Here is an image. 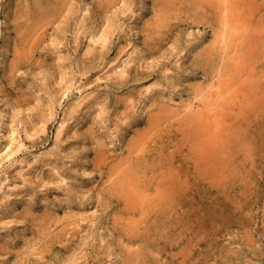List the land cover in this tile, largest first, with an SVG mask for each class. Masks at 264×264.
<instances>
[{
  "label": "rangeland",
  "instance_id": "rangeland-1",
  "mask_svg": "<svg viewBox=\"0 0 264 264\" xmlns=\"http://www.w3.org/2000/svg\"><path fill=\"white\" fill-rule=\"evenodd\" d=\"M117 1L0 0V264H264V0Z\"/></svg>",
  "mask_w": 264,
  "mask_h": 264
},
{
  "label": "bare ground",
  "instance_id": "bare-ground-1",
  "mask_svg": "<svg viewBox=\"0 0 264 264\" xmlns=\"http://www.w3.org/2000/svg\"><path fill=\"white\" fill-rule=\"evenodd\" d=\"M111 1V3H112V0H110ZM117 1V0H116ZM187 1V0H186ZM218 1V0H217ZM242 1V0H241ZM118 2V1H117ZM158 2V1H157ZM188 2V1H187ZM201 2L202 3H205V2H208V3H210V4H212L213 3V6H214V1L213 0H201ZM223 2V1H222ZM240 2V1H239ZM28 3V2H27ZM69 3V0H35V2L33 3V4H31V6L30 7H28V8H26L27 10L26 11H22L21 13H20V15L22 16V17H29V18H32V23L30 24V23H28V24H30L29 25V31H28V29H26L25 31H24V34H22V42L20 43V45H21V48L20 49H22V51L20 52V49L19 48H16V50H15V52H16V54H18V56H17V58H16V62H17V66H19V64L20 63H22L23 61H26L25 59H27L28 58V55H26V50H28V48H29V50H30V52L31 53H33V52H35L38 48H39V43H40V40L42 39V36L44 35L43 34V32H40V30L41 29H43V28H45L46 26H47V24H48V20H50V18H52V17H58L57 16V14L58 13H61L62 12V10H64V8H66V6L65 7H63L64 5H66V4H68ZM105 3V2H104ZM116 3V2H115ZM230 3V2H229ZM229 3H227L226 2V4H229ZM235 3V2H234ZM233 3V4H234ZM255 3L256 2H254V5H255ZM102 4V3H101ZM106 4V3H105ZM114 4V3H113ZM163 4V3H162ZM218 4V3H217ZM226 4H225V6H226ZM232 4V5H233ZM238 4V3H237ZM181 5H183L182 4V2H181ZM235 5V4H234ZM111 6V5H110ZM185 6V5H184ZM218 6V5H217ZM220 6H222V5H220ZM242 6V5H241ZM240 6V7H241ZM100 7V6H99ZM230 7V6H229ZM233 7V6H232ZM251 7V6H250ZM250 7H248V8H250ZM17 8V7H16ZM158 8V7H157ZM160 8V7H159ZM217 8V7H216ZM219 8V7H218ZM222 8V7H221ZM245 8V7H244ZM229 9V8H228ZM243 9V8H242ZM214 10V9H213ZM227 10V9H226ZM231 10V9H230ZM229 10V11H230ZM238 10V9H237ZM69 11V10H68ZM165 11V10H164ZM169 11H171V10H169ZM216 11H217V9H216ZM216 11H214V12H216ZM220 11V10H219ZM234 11V10H233ZM108 12V11H107ZM175 12V11H174ZM195 12V11H194ZM223 12V11H222ZM226 12V11H225ZM228 12V11H227ZM238 12H239V10H238ZM247 12V11H246ZM170 13V12H169ZM168 11L167 12H164V16H167L168 14ZM183 13V12H182ZM234 13H235V11H234ZM240 13V12H239ZM68 14V13H67ZM161 14V13H160ZM160 14H159V16H160ZM172 14V13H171ZM216 14H217V12H216ZM157 15V14H156ZM237 15V14H236ZM64 16V15H63ZM164 16H163V18H164ZM202 16V15H201ZM212 16V15H211ZM225 16H226V14H225ZM224 16V17H225ZM227 16H229V13H228V15ZM230 16L232 17V16H234L233 14L231 15L230 14ZM73 17V16H72ZM216 17V16H215ZM235 17V16H234ZM241 17H243V16H241ZM159 18V17H158ZM201 18V17H200ZM240 18V17H239ZM244 18H245V16H244ZM22 19V18H21ZM28 19V18H27ZM57 19V18H56ZM195 19V18H194ZM225 19H227V18H225ZM232 19H233V17H232ZM60 20V19H59ZM229 21H230V19H228ZM28 21V20H27ZM160 21V20H159ZM170 21V20H169ZM233 21V20H232ZM231 21V22H232ZM235 21V20H234ZM245 21V20H244ZM30 22V21H29ZM85 22V21H84ZM162 22V21H161ZM167 22V21H166ZM205 22V21H204ZM218 22V21H217ZM230 22V23H231ZM239 22V21H238ZM247 22V21H246ZM198 23V22H197ZM200 23V22H199ZM61 24V23H60ZM67 25V24H66ZM82 25V24H81ZM86 25V24H85ZM209 25V24H208ZM243 25V24H242ZM167 27V26H166ZM165 27V28H166ZM238 27V26H237ZM241 27V26H240ZM47 28V27H46ZM68 28V27H67ZM86 28V27H85ZM63 29V28H62ZM64 30H65V28H64ZM114 32V31H113ZM48 33V32H47ZM96 33V32H95ZM83 34V33H82ZM91 34V33H90ZM159 34V33H158ZM226 35H227V33H226ZM225 36V35H224ZM228 36V35H227ZM63 37V36H62ZM97 37V36H96ZM159 37V36H158ZM47 38V37H46ZM64 38V37H63ZM79 38H80V36H79ZM226 38V37H225ZM78 39V38H77ZM96 39H99V37L98 38H96ZM107 39V38H106ZM44 40V39H43ZM223 40V39H222ZM226 40V39H225ZM99 42V41H98ZM102 42V41H101ZM250 42H251V40H250ZM58 43V42H57ZM63 43V42H62ZM105 43V42H104ZM60 45V44H59ZM100 45H102V44H100ZM106 45V44H105ZM216 45V44H215ZM223 45H225V44H223ZM230 45V44H229ZM41 47V46H40ZM106 47V46H105ZM108 47V46H107ZM106 47V48H107ZM157 47V46H156ZM96 48V47H95ZM95 48H93L94 50L93 51H96L95 50ZM103 48V47H102ZM223 48V47H222ZM218 49V48H217ZM220 49H218V51H219ZM92 50H90V54L92 53L91 52ZM217 51V50H216ZM217 51V52H218ZM53 53H54V51H53ZM53 53H51V54H53ZM207 53V52H206ZM87 54H89V52L87 53ZM89 54V55H90ZM94 54H96L95 52H94ZM252 54H254V53H252ZM209 55H211V54H209ZM221 55V54H220ZM223 55V54H222ZM32 56V55H31ZM31 56H29V57H31ZM56 57V56H55ZM33 58V57H32ZM209 58V57H208ZM56 59V58H55ZM211 59H212V56H211ZM23 60V61H22ZM36 60V59H35ZM61 61V60H60ZM57 62H58V60H57ZM54 63V62H53ZM62 63V62H61ZM13 64V63H12ZM25 64V63H24ZM57 64V63H56ZM205 64H206V62H205ZM37 65V64H36ZM12 67V66H11ZM208 67V66H207ZM19 68V67H18ZM17 68V69H18ZM37 68V67H36ZM61 70V69H60ZM239 70V69H238ZM19 71H20V69H19ZM219 71V70H218ZM62 72V71H61ZM243 73V72H242ZM63 74V73H62ZM214 74H216V73H214ZM241 74V73H240ZM64 75V74H63ZM243 75V74H242ZM246 76V75H245ZM64 77V76H63ZM65 77H66V74H65ZM63 79H65V78H63ZM63 81V80H62ZM65 82V81H64ZM61 83H63V82H61ZM246 83L247 82H245V85H246ZM62 85H64V83L62 84ZM253 86H254V84H252ZM66 86V85H65ZM64 86V87H65ZM242 86V85H241ZM244 86V85H243ZM228 87H230V86H228ZM241 88V87H240ZM67 89V88H66ZM199 89V88H198ZM229 89V88H228ZM245 89H248V88H245ZM253 89V88H252ZM65 91V90H64ZM152 91V90H151ZM197 91V90H196ZM201 91H203V90H201ZM66 92V91H65ZM64 92V93H65ZM242 92H243V90H242ZM228 94V93H227ZM245 94V93H244ZM220 95H221V93H220ZM219 95V96H220ZM225 95V94H224ZM224 95H222V96H224ZM264 95V94H263ZM199 96V95H198ZM211 97V96H210ZM232 97V96H231ZM195 98V97H194ZM207 100V99H206ZM227 100V99H226ZM204 101V100H203ZM208 101V100H207ZM206 101V103H208ZM214 101V100H213ZM230 102H232L231 100H230ZM247 102V101H246ZM163 103V102H162ZM253 104V103H252ZM206 105V104H205ZM232 105V104H231ZM231 105H230V107H231ZM203 106V105H202ZM228 106V105H227ZM169 107V106H168ZM209 107H212V106H209ZM241 107H243V106H241ZM205 108H206V106H205ZM207 108H208V104H207ZM75 109V108H74ZM77 109V108H76ZM75 109V110H76ZM161 109H163L162 107H161ZM209 109V108H208ZM208 109H206V110H208ZM225 109V108H224ZM230 110V109H229ZM73 111V110H72ZM90 111H91V109H90ZM89 111V112H90ZM211 111L213 112V110H212V108H211ZM211 111H209L208 110V112H210L211 113ZM231 111V110H230ZM92 112H94V111H92ZM223 112V111H222ZM242 112V111H241ZM245 112V111H244ZM73 113V112H72ZM91 113V112H90ZM198 113H200V112H198ZM214 113V112H213ZM224 113V112H223ZM226 113V112H225ZM208 114V113H207ZM230 114V113H229ZM160 115V114H159ZM197 115V114H196ZM203 115V114H202ZM210 115V114H209ZM213 115H215V114H213ZM223 115V114H222ZM161 116V115H160ZM195 116V115H194ZM204 116V115H203ZM208 116V115H207ZM231 116V115H230ZM184 117V116H183ZM211 117V116H210ZM222 117H224V115L222 116ZM233 117V116H232ZM186 118V117H185ZM188 118H190V117H188ZM205 118H206V115H205ZM212 118V117H211ZM165 119V118H164ZM184 119V118H183ZM183 119L181 120V121H183ZM196 119V118H195ZM199 119V118H198ZM223 119V118H222ZM225 119V118H224ZM191 120V119H190ZM232 120V119H231ZM208 121V120H207ZM210 121V120H209ZM129 123V122H128ZM148 123V122H147ZM187 124H188V122H186ZM194 123V122H193ZM198 123H200L199 121H198ZM213 123V122H212ZM218 123V122H217ZM127 124V123H126ZM125 124V125H126ZM210 124V123H209ZM208 124V125H209ZM224 124V123H223ZM233 124V123H232ZM153 125V124H152ZM199 125V124H198ZM228 125H229V123H228ZM161 126V125H160ZM186 126V125H185ZM194 126V125H193ZM202 126V125H201ZM211 126V125H210ZM187 127V126H186ZM195 127V126H194ZM197 127V126H196ZM195 127V128H196ZM199 127V126H198ZM206 127V126H205ZM215 127V126H214ZM217 127V126H216ZM215 127V128H216ZM224 127V126H223ZM146 128V127H145ZM183 128V127H182ZM181 128V129H182ZM208 128V127H207ZM211 128V127H210ZM210 128H208V129H210ZM153 129V128H152ZM192 129V128H191ZM218 129V128H217ZM88 129H86V131H87ZM192 130H195L194 128L192 129ZM206 130V129H205ZM219 130H220V128H219ZM145 131H147V130H145ZM197 131V130H196ZM208 131V130H207ZM207 131H205L206 133H207ZM216 131V130H215ZM221 131H223V130H221ZM91 132V131H90ZM141 132V131H140ZM208 132H210V131H208ZM216 132H218V131H216ZM227 132V131H226ZM145 133V132H144ZM147 133V132H146ZM191 133H193V134H196L195 132H191ZM198 133V132H197ZM199 133H201L200 131H199ZM215 133V132H214ZM224 133V132H223ZM92 134H93V132H92ZM141 134V133H140ZM148 134H150V133H148ZM148 134H145V135H148ZM183 134V133H182ZM209 134V133H208ZM228 134V133H227ZM197 135V134H196ZM206 135V134H205ZM213 135V134H212ZM216 135V134H215ZM93 136V135H92ZM143 136V135H142ZM219 136V135H218ZM144 137V136H143ZM189 137H191V136H189ZM225 137V136H224ZM97 138V137H96ZM137 138H139V137H137ZM187 138V137H186ZM197 138V137H196ZM195 138V140H197ZM206 138V137H205ZM204 138V139H205ZM211 138V137H210ZM216 138V137H215ZM214 138V139H215ZM220 138V137H219ZM226 138V137H225ZM184 139V138H183ZM228 139V138H227ZM150 140V139H149ZM210 140V139H209ZM103 141V140H102ZM135 141V140H134ZM187 141V140H186ZM201 141V140H200ZM203 141V140H202ZM104 142V141H103ZM133 142V141H132ZM138 142V141H137ZM184 142V141H183ZM194 142V141H193ZM211 143H212V139H211ZM102 144V143H101ZM187 144V143H186ZM202 144V143H201ZM215 144V143H214ZM131 145V144H130ZM190 145V144H189ZM204 145V144H203ZM203 145H202V147H203ZM215 146V145H214ZM217 147L219 146V145H216ZM230 146V145H229ZM99 147V146H98ZM129 147V146H128ZM136 147V146H135ZM208 147V146H207ZM206 147V148H207ZM102 148V147H101ZM149 148V147H148ZM211 148V147H210ZM99 149V148H98ZM128 149V148H127ZM126 149V150H127ZM133 149V148H132ZM131 148H130V152H129V154H130V158H132V157H134L135 156V149L134 150H132ZM185 149V148H184ZM193 149V148H192ZM191 149V150H192ZM215 149H216V147H215ZM102 150V149H101ZM182 150V149H181ZM195 150V149H194ZM202 150V149H201ZM214 150V149H213ZM219 150V149H218ZM178 151H180V150H178ZM177 151V152H178ZM193 151V150H192ZM207 151V150H206ZM104 153V152H103ZM180 153V152H179ZM178 153V154H179ZM96 154H97V152H96ZM107 154V153H106ZM106 154H104V155H106ZM186 155V154H185ZM194 155H195V153H194ZM212 155V154H211ZM98 157H97V159H96V164L97 165H99L100 164V162L102 161L101 160V158H99L101 155H97ZM173 156V155H172ZM176 156V155H175ZM184 156V155H183ZM198 156H200V155H198ZM207 156V155H206ZM213 156V155H212ZM104 157V156H103ZM106 157V156H105ZM216 157V156H215ZM126 158V157H125ZM129 158V157H128ZM171 158V157H170ZM173 158V157H172ZM202 158V157H201ZM121 159V158H120ZM208 159V158H207ZM107 160V159H106ZM141 159H139V160H137L136 162H135V165H132L131 167H129L128 169H126L124 172V174H122L120 177H119V179L117 180V182H116V185L119 187V189H120V193H121V195L122 194H124L125 196H126V198H127V202H128V205H129V210H130V213L134 210V209H137V206H138V203H139V201L141 202V200H142V194H143V192H142V190L145 188V187H147L146 186V184L144 185L143 184V181H142V174L140 173L141 172V170L139 169V170H136V168H137V166L139 165V161H140ZM169 160V159H168ZM174 160V159H173ZM154 161V160H153ZM163 161V160H162ZM209 161V160H208ZM148 162V161H147ZM157 162V161H156ZM170 162V161H169ZM203 162V161H202ZM102 163V162H101ZM164 163H165V161H164ZM110 164V163H109ZM120 164V163H119ZM125 164H127V162L125 163ZM145 164V163H144ZM153 164V163H152ZM160 164V163H159ZM123 165V164H122ZM167 165V164H166ZM165 165V166H166ZM124 166L125 165H123V168L122 167H118V168H122L123 170L125 169L124 168ZM177 166V165H176ZM97 167H99V166H97ZM152 167V166H151ZM161 167V166H160ZM168 167H170L169 165H168ZM118 168H117V170H118ZM140 168V167H139ZM149 168V167H148ZM173 168V167H172ZM176 168V167H175ZM174 168V169H175ZM145 168H143V170H144ZM108 170V169H107ZM112 170V169H111ZM111 170H109V171H111ZM152 170V169H151ZM163 170H164V168H163ZM165 170H167L166 168H165ZM177 170H178V168H177ZM121 169H120V171L118 172V173H121ZM162 171V170H161ZM169 172H170V168H169ZM163 173V172H162ZM173 173V172H172ZM180 173V172H179ZM115 173H112L111 175H112V177L113 176H115L114 175ZM151 174V173H150ZM170 175H172V174H170ZM170 175L167 177V179L166 180H168V178H169V180L171 179L170 178ZM110 176V175H109ZM118 176H119V174H118ZM165 176V175H164ZM149 177V176H148ZM182 177V176H181ZM178 178H180V176L178 177ZM109 179V178H108ZM151 179V178H150ZM152 180V179H151ZM172 180V179H171ZM175 181V180H174ZM177 181V180H176ZM108 182V181H107ZM167 182V181H166ZM179 182V181H178ZM114 183V182H113ZM162 183H163V181H162ZM172 183V182H171ZM143 184V185H142ZM177 184V183H176ZM170 185V184H169ZM149 186V185H148ZM113 187V186H112ZM174 187V186H173ZM168 188V187H167ZM149 189H150V186H149ZM148 189V190H149ZM164 189V188H163ZM182 189V188H181ZM175 190V189H174ZM108 191V190H107ZM118 191V190H117ZM146 191V190H145ZM170 192V191H169ZM119 193V192H118ZM101 194V193H100ZM165 194V193H164ZM172 194V193H171ZM179 194V193H178ZM99 195V194H98ZM175 195H177V193L175 194ZM124 196V197H125ZM145 196V195H144ZM150 196V195H149ZM100 197V196H99ZM119 197H120V195H119ZM155 197V196H154ZM177 197V196H176ZM115 198V197H114ZM147 198V197H146ZM177 199V198H176ZM145 202H149L150 203V205H152V199H151V201L147 198L146 200H144ZM170 201V200H169ZM179 201V200H178ZM165 202H167V201H165ZM149 203H148V206H149ZM156 203V202H155ZM178 203V202H177ZM180 203V202H179ZM182 203V202H181ZM147 204V203H146ZM173 204V203H172ZM127 205V206H128ZM140 205V204H139ZM143 205V204H142ZM169 205V204H168ZM177 205V204H176ZM141 206V205H140ZM167 206V205H166ZM172 206V205H171ZM123 207H125V206H123ZM153 207H154V204H153ZM150 208H151V206H150ZM142 209H144V207H142ZM142 209H141V211H142ZM121 210H122V208H121ZM139 210V209H138ZM152 210V209H151ZM140 211V212H141ZM158 211H159V209H158ZM161 211H162V209H161ZM147 212V211H146ZM160 212V211H159ZM76 214H78V213H76ZM148 214V213H147ZM158 214V213H157ZM165 214V213H164ZM121 215V214H120ZM178 215H179V213H178ZM139 216V215H138ZM143 216V215H142ZM148 216V215H147ZM150 216V215H149ZM170 216V215H169ZM47 217V216H46ZM124 217V216H123ZM127 217V216H126ZM144 217H145V215H144ZM64 218H66V217H64ZM137 218V217H136ZM139 218H141V217H139ZM166 218H167V216H166ZM165 218V219H166ZM44 219H47V218H44ZM119 219V218H118ZM164 219V218H163ZM141 220V219H140ZM156 220V219H155ZM177 220V219H176ZM6 221V220H5ZM5 221H3V222H5ZM75 221V220H74ZM126 221V220H125ZM129 221V220H128ZM139 221V219L137 220V222ZM9 222V221H8ZM136 222V223H137ZM140 222V221H139ZM179 222V221H178ZM77 223V221L75 222V224ZM128 223V222H127ZM135 224V223H134ZM170 224H172V223H170ZM175 224V223H174ZM141 225V224H140ZM169 225V224H168ZM186 225V224H185ZM4 226V225H3ZM129 226V225H128ZM174 227V226H173ZM137 228V227H136ZM79 229V228H78ZM142 229V228H141ZM182 229V228H181ZM137 230V229H136ZM135 230V231H136ZM140 231V230H139ZM161 233V232H160ZM67 234V233H66ZM137 234V233H136ZM142 234V233H141ZM59 235V234H58ZM42 236V235H41ZM61 236V235H60ZM128 236H129V234H128ZM142 236V235H141ZM181 236V235H180ZM143 238V237H142ZM120 240H122V239H120ZM154 240V239H153ZM67 241V240H66ZM52 243V242H51ZM121 243V242H120ZM124 244V243H123ZM127 247V246H126ZM101 248V247H100ZM128 248V247H127ZM126 248V249H127ZM129 250V249H128ZM130 252H132V251H130ZM130 254V253H129ZM143 254H145V252L143 253ZM37 256H39V255H37ZM131 256V255H130ZM135 256V255H134ZM131 257H133V256H131ZM75 259V258H74ZM125 259V258H124ZM131 260H132V258H131ZM77 261V260H76ZM70 263L72 262V261H69ZM75 264H77L76 262H74ZM78 264H80V263H78Z\"/></svg>",
  "mask_w": 264,
  "mask_h": 264
}]
</instances>
